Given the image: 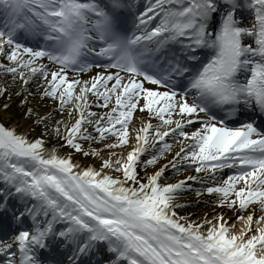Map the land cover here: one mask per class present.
<instances>
[{
    "label": "snow or ice",
    "instance_id": "1",
    "mask_svg": "<svg viewBox=\"0 0 264 264\" xmlns=\"http://www.w3.org/2000/svg\"><path fill=\"white\" fill-rule=\"evenodd\" d=\"M0 233V264H264V0H0Z\"/></svg>",
    "mask_w": 264,
    "mask_h": 264
},
{
    "label": "bare ground",
    "instance_id": "2",
    "mask_svg": "<svg viewBox=\"0 0 264 264\" xmlns=\"http://www.w3.org/2000/svg\"><path fill=\"white\" fill-rule=\"evenodd\" d=\"M144 2H146V0H144ZM143 2V3H144ZM13 123H15V121H13ZM210 210V209H209ZM204 211V209L202 207H197V206H193L192 208L189 209L188 212L184 213L185 215H190L193 216V218H197L200 214H202V212ZM237 227H242V225H237Z\"/></svg>",
    "mask_w": 264,
    "mask_h": 264
}]
</instances>
